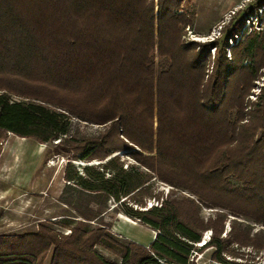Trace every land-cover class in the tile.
Instances as JSON below:
<instances>
[{
  "label": "trees",
  "instance_id": "obj_1",
  "mask_svg": "<svg viewBox=\"0 0 264 264\" xmlns=\"http://www.w3.org/2000/svg\"><path fill=\"white\" fill-rule=\"evenodd\" d=\"M166 1L0 0V132L70 159L60 201L71 213L58 223L72 229L60 234L46 220L35 233L0 235V264H44L52 247V264H113L93 249L108 234L92 227L103 220L89 206L110 199L156 231L149 246L122 247V264H194L207 227L219 262L264 264L223 255L232 241L264 247V231L258 243L244 227L264 224V88L249 97L264 38L252 35L232 58L220 40L212 59L213 43L182 41L192 21L176 11L179 0ZM72 115L105 129L72 135ZM118 152L138 163L125 167ZM152 179L190 195L159 201ZM145 197L158 204L133 206ZM201 206L241 220L222 237V218L205 224Z\"/></svg>",
  "mask_w": 264,
  "mask_h": 264
},
{
  "label": "rangeland",
  "instance_id": "obj_2",
  "mask_svg": "<svg viewBox=\"0 0 264 264\" xmlns=\"http://www.w3.org/2000/svg\"><path fill=\"white\" fill-rule=\"evenodd\" d=\"M159 1L154 0L155 8H159ZM164 1V0H162ZM170 2L169 0L166 1ZM179 14L191 19L192 24L185 27L182 41H197L201 44L213 43L210 48L212 59L217 54L216 42L222 41L226 44L225 51L229 58H232L233 49L244 43L254 34L264 38V0H179L177 7ZM263 46V44H262ZM254 63L258 66L259 76L254 81L250 99H256L264 88V67L260 64L264 62V52L257 54ZM248 61H243L247 64ZM261 68V69H260ZM60 111H65L57 108ZM69 122L71 134L83 138L98 135L104 131L103 125L90 123L75 115L70 116ZM56 141V140H55ZM51 143H41L34 138L18 136L10 131L0 132V235L14 236L24 235V233L38 232L39 222H49V226L57 229L60 234H72L71 227L59 225L60 220L67 218L66 214L71 213L70 208L62 201L61 196H67L64 170L68 159L66 156L57 155L52 151ZM115 154V153H114ZM112 154V155H114ZM125 162V167L132 163H138L133 157L125 153L118 152ZM20 162V164H19ZM77 165L80 163L98 164L101 160L73 161ZM36 165V167H34ZM17 168V169H16ZM16 169V172H14ZM83 173L82 167H78ZM31 176V177H30ZM17 177V178H16ZM29 183L26 185V181ZM16 181L21 185H15ZM155 179V178H154ZM153 180L151 183L154 194L160 195V200L167 198L172 193L173 197L190 195L188 190H172L173 186L160 180ZM145 207L133 204L135 208H149L153 204H158L155 197H145ZM94 212L99 213L102 220L91 221V225L102 227L109 237H105L102 243L95 244L93 249L104 260L113 264L123 263V248L130 245L131 240L143 246H149L155 237L156 231L144 225L138 219L129 216L123 209L115 207L117 202L108 200L106 205L95 201L89 203ZM218 208L201 206L200 216L205 224L222 218V237L227 238L233 225L232 214L219 213ZM227 211V210H226ZM71 218V217H70ZM241 220V218L236 217ZM235 218V219H236ZM47 220V221H46ZM50 220V221H49ZM52 220V221H51ZM72 220L73 219H68ZM120 220V221H119ZM238 220V221H239ZM242 221H244L242 219ZM75 223V222H74ZM239 223V222H238ZM106 224V225H105ZM245 228L251 239L260 242L261 231H264V224L246 220ZM116 226V228H115ZM93 230V229H92ZM122 235H120L119 233ZM203 241H209L213 235L210 227L202 231ZM197 243L201 247V243ZM249 244V245H248ZM241 245L236 241L229 244L233 253L223 252V255L230 260L239 262H264V247H259L256 243ZM87 251V250H86ZM54 248L46 254L44 264H52ZM214 249L207 244L202 245L200 252H194L192 260L194 264H223L213 256Z\"/></svg>",
  "mask_w": 264,
  "mask_h": 264
},
{
  "label": "crops",
  "instance_id": "obj_3",
  "mask_svg": "<svg viewBox=\"0 0 264 264\" xmlns=\"http://www.w3.org/2000/svg\"><path fill=\"white\" fill-rule=\"evenodd\" d=\"M19 164H20V162H19ZM34 167H36V165L34 166ZM17 169V168H16ZM16 169H15V171L14 172H16ZM31 177V176H30ZM17 178V177H16ZM29 178H28V181H26V185H27V183H29ZM15 185L17 186V187H19V188H25L26 187V185L24 186V187H21V185L16 181V179H15ZM120 221V220H119ZM115 228H116V226H115ZM119 233V232H118ZM120 235H122L121 233H119ZM123 236V235H122Z\"/></svg>",
  "mask_w": 264,
  "mask_h": 264
},
{
  "label": "clouds",
  "instance_id": "obj_4",
  "mask_svg": "<svg viewBox=\"0 0 264 264\" xmlns=\"http://www.w3.org/2000/svg\"><path fill=\"white\" fill-rule=\"evenodd\" d=\"M77 164V163H76ZM83 165H85V163H82ZM202 242V241H201ZM207 243V241L205 240V241H203L202 243H201V246L202 245H204V244H206Z\"/></svg>",
  "mask_w": 264,
  "mask_h": 264
},
{
  "label": "water",
  "instance_id": "obj_5",
  "mask_svg": "<svg viewBox=\"0 0 264 264\" xmlns=\"http://www.w3.org/2000/svg\"><path fill=\"white\" fill-rule=\"evenodd\" d=\"M81 165H83L82 163H80Z\"/></svg>",
  "mask_w": 264,
  "mask_h": 264
}]
</instances>
